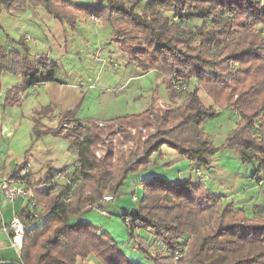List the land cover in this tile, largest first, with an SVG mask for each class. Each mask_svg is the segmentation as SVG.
<instances>
[{
    "label": "trees",
    "instance_id": "obj_1",
    "mask_svg": "<svg viewBox=\"0 0 264 264\" xmlns=\"http://www.w3.org/2000/svg\"><path fill=\"white\" fill-rule=\"evenodd\" d=\"M264 1V0H263ZM0 5L24 9L41 7L63 22L65 35L74 33L79 18L98 17L111 28L109 42H116L129 63L141 70H154L162 76L172 104L159 110L149 107L139 114L117 116L125 142L133 147H112L102 156L97 145L109 134L113 124L103 127L88 119L76 126L72 138L61 126L49 130L69 139V148L77 154L76 185L70 195L51 185L29 180L42 208L37 218L21 209L26 232L19 261L0 264H78L93 254L100 264H134L118 242L106 230H100L81 217L93 210L104 194L119 196L128 175L145 168L153 153L162 146L174 150L175 161L188 159L207 167L208 158L219 150L206 136L202 123L216 115L198 94L199 88L182 90V84L197 78L199 86L220 107L237 111L239 121L229 133L225 146L240 156L242 163H255L251 175L258 183L264 175V3L262 0H0ZM142 6V11L138 7ZM176 16V19L173 17ZM199 20L200 23L191 24ZM257 26H260L257 28ZM68 28V29H67ZM18 48H0V75H20L21 82L7 89L4 105L21 101L20 94L29 87L55 81L57 63H50L45 53L31 56L24 38L10 39ZM74 117V109L62 114ZM107 121V122H109ZM148 133L142 139L140 127ZM131 129H136L131 134ZM16 166L11 175L16 174ZM50 177V176H49ZM47 177V178H49ZM47 182V181H45ZM142 194L136 199L137 215L123 208L120 213L141 229L151 232L160 242L159 252H150L138 242L147 264H264V218L249 217L233 200L223 204V196L210 192L191 178L167 180L159 175L143 179ZM106 204V203H105ZM98 209V208H96ZM264 212L263 204H254ZM108 213V212H107ZM128 227H126L127 229ZM130 229L125 233V244ZM132 249V248H131ZM179 253V255L176 254ZM178 256V257H177ZM133 259V258H132ZM150 262V263H149Z\"/></svg>",
    "mask_w": 264,
    "mask_h": 264
},
{
    "label": "rangeland",
    "instance_id": "obj_2",
    "mask_svg": "<svg viewBox=\"0 0 264 264\" xmlns=\"http://www.w3.org/2000/svg\"><path fill=\"white\" fill-rule=\"evenodd\" d=\"M262 3H264L263 0ZM142 8L143 7L140 6L137 10L142 11ZM40 11L43 10L41 9ZM43 13L45 12L43 11ZM43 17L48 18H43L45 23L42 27L49 29L53 35V38H51V36L49 38H45L42 41V45H40L41 41H38L36 45H38V48L45 53H47V51L49 52V48L52 49L51 53H49L47 57L50 63L53 62L52 57L55 61H57V77L67 81L79 83L90 80L96 84H115L119 78L118 76L114 80L115 71L120 68L123 69V65L122 63L114 65L115 61L107 57L109 54L116 51V48L114 50V44L116 43L106 44L108 40L107 38L110 35L109 25L105 24L103 26L98 17L94 18L89 16L87 18L82 17L78 19L79 24L82 25V30H80L82 35L91 39L85 41V38L78 34L74 37V40H72V44L76 49H82L80 52H84L83 49L85 52L89 51L86 53V60H82L81 55L75 51H68L65 53L63 52L64 47L57 45V42L63 45L64 41H68L67 38L69 35L67 36L64 34L63 29L65 26L63 25V22L52 18L46 13ZM197 23H200V21H191L192 25ZM25 26H28L29 30L34 32L37 30V27L38 29L40 27L39 24H25ZM258 27L260 26H257V28ZM86 28L89 29L87 30ZM95 28L96 30H94ZM77 31L78 29L76 32ZM117 47L119 50H121L118 44ZM60 48L62 50H60ZM96 59L100 60V62ZM187 84L189 85L190 90L195 87H200L197 78H191ZM199 94L201 95L203 102L206 104L207 99H210V97L203 89H201ZM156 96H158V93H156ZM143 99L145 98H142L141 102L145 105L147 100ZM156 99L157 109L161 111L163 110L161 108L162 106L166 107L169 105V102H164V100L160 98ZM181 101L182 97H178L176 99V103L171 105L175 106ZM210 105L217 110V113L213 117L206 119L201 126L207 138L215 146H218L219 150L212 157L208 158L210 161L208 162L207 167L201 166V175H197L195 170H191V172L185 173L182 177H178L177 168L173 167V164H175L177 161L175 162V159L173 158L174 154L171 156L169 153L171 148L162 146L159 151L152 154L150 164L140 171L128 175L120 189L119 196L115 197L114 195L111 202H107L104 207L99 209L94 208L93 210L86 212L81 217L82 221L91 222L100 230H106L115 241H119L118 245L126 254H128L127 256L134 261V264H147V262L140 263V261H135V257H142L144 261H150L146 259L140 251H134V248L137 249L138 242L142 245V247L150 252H159L161 250L160 242L154 238L151 232L141 229L138 223H134L132 227L129 228L130 235L128 237V241L132 249L128 247L124 243L125 233L128 228L126 229L122 218L116 212L120 208L119 205H121L124 201L120 199L126 197L133 199V195L139 199L142 194V188L140 186L141 181L154 175H159L167 180L191 178L193 182L202 183L204 187L210 192L222 195L223 204L233 200V204L236 207L244 208L249 217L252 216L264 218V212L256 211V213L253 214L252 209L254 204L264 203V175H262L261 183L253 180L251 175L256 167L255 163H242L238 153L224 145L229 133L235 128L239 121V114L237 111H234L231 108L220 107L214 102L210 103ZM50 108L51 106L47 105L39 106L36 109H33V111L31 110V113L26 116L27 121L23 120L22 130L18 132L16 136V138L18 136L21 137L20 141H22L24 138L27 139V150H29L28 154L30 156L29 159L34 162L33 168L30 167L29 170V180L34 184L37 182L44 183L52 168L56 169L62 167L63 165H70L77 160V154L75 150L69 148V139L54 135L49 131L55 128L59 122L61 123V121L65 120V118L61 117L59 121L60 116L55 112L49 115V117H46V114L51 111ZM67 119L76 118L68 117ZM50 121L54 122L53 124L55 125L53 127H45L44 124H50ZM102 122L107 124L112 123L114 127V134H109L97 145L96 154L98 156H102L106 149L112 147L113 158H115L117 156L118 150L126 151L129 147H133L134 143L132 140L129 142H125L123 140V135L117 122ZM38 131L39 133H37ZM61 132L64 133L62 128ZM135 133L136 129H131V134L133 135ZM140 133L143 139L148 131L144 126H141ZM182 160H186V163H189V160L186 158H183ZM39 163L42 165L37 170L35 169V166H38ZM135 186H137L138 189L134 190ZM135 201L136 200H134L133 205H128L125 207L130 209L131 207L136 206ZM101 210H105L108 213L104 214ZM94 257L95 256L93 254H90L88 259L93 260V264H100V262H98ZM150 262L152 263V261ZM87 264H91V262L88 261Z\"/></svg>",
    "mask_w": 264,
    "mask_h": 264
},
{
    "label": "crops",
    "instance_id": "obj_3",
    "mask_svg": "<svg viewBox=\"0 0 264 264\" xmlns=\"http://www.w3.org/2000/svg\"><path fill=\"white\" fill-rule=\"evenodd\" d=\"M41 9V7H32L28 5L24 9L11 8L7 10L0 5V48L6 51L11 50L12 48H18L17 44L12 43L10 39H25L28 36L31 37L32 40H25V44L29 47L30 55L36 56L45 53L44 51H41L36 44L38 41H41L40 45H42V41L45 38H49L50 36L53 38V35L49 29L42 27L45 23L43 18L48 17H43L46 12L42 9L45 12L43 13V11H40ZM49 16L54 18L52 15ZM25 24H39L40 27L39 29L37 27V30L34 32L29 30L28 26H25ZM102 25L104 26L105 24ZM77 29V32L69 34L67 42L64 41L63 45L57 42V45L64 47L63 52L67 53L68 51H75L81 55L82 60H86V53L89 51L85 52L83 49L84 52H80L82 49H76L72 44V40H74L76 35H82V32L80 31L82 30L81 24H79ZM94 30H96V28ZM82 36L85 38V41L91 40L87 36ZM110 36L111 28L110 35L107 39H109ZM108 43L112 44L116 42H109L107 40L106 44ZM115 48L116 51L109 54L107 57L115 61L114 65L122 63L123 69L120 68L115 71L114 80L118 76L119 78L113 85L111 83L96 84L90 80L79 83L60 79L56 76L57 80L55 81L43 82L29 87L24 93L20 94L21 101L19 104L5 106L4 98L6 90L20 83L21 77L20 75L9 72L1 73L0 181L5 176L11 175L13 169L16 166H19L23 161L29 162L31 168H33L34 162L29 159V150H27V139L24 138L20 141L21 137L18 136L16 138V136L18 132L22 130L23 120H26V116L31 113V110L33 111V109H36L39 106H51V111L46 114V117H49V115L55 112L60 116L59 121L64 112L73 109L74 117L78 120L87 121L88 119H92L94 121H109L117 116L139 114L149 107L157 108L156 98H160L167 103L169 102V105L172 104L173 99L169 96L166 85L159 73L154 70H141L136 63L128 62L126 53L118 49L117 43L114 44V50ZM60 50L62 49L60 48ZM51 51L52 49L49 48V52L47 51L45 54L48 56ZM52 59V63H54L55 60L53 57ZM98 61L100 62V60ZM55 63H57V61H55ZM201 89L202 88L199 87L198 94ZM156 93H158V96H156ZM199 96L201 97L200 94ZM142 98H145L143 100H147L145 105L141 102ZM176 99L177 98H174L175 102ZM210 103H212V100L211 98H208L206 105L210 106ZM50 122V124L45 123V127H53L55 125L53 124L54 122ZM59 125L60 122L55 128ZM37 133H39V131ZM169 153L173 156L174 150L171 149ZM209 161L210 160L208 159V162ZM41 165L39 163L38 166H35V169L38 170ZM173 167L177 168L178 177H182L185 173L191 172V170H195L197 175L202 174L201 165L196 161H189V163H186V160L181 159L173 164ZM54 169L55 168L51 169L48 177ZM136 189H138L137 186H135L134 190ZM120 200L124 201L119 205L120 208L116 213H120L123 208H126L125 206L134 204V200L130 199V197L122 198ZM22 206L23 201L19 198L11 203H3L0 196V261H19L20 254L12 247L9 233L2 229V225L7 223L13 216L18 215ZM88 261L93 264V260L91 259H88L87 261L80 260L78 264H87Z\"/></svg>",
    "mask_w": 264,
    "mask_h": 264
},
{
    "label": "built area",
    "instance_id": "obj_4",
    "mask_svg": "<svg viewBox=\"0 0 264 264\" xmlns=\"http://www.w3.org/2000/svg\"><path fill=\"white\" fill-rule=\"evenodd\" d=\"M94 17V16H92ZM97 18V17H94ZM176 19V16L173 17ZM25 40H32L31 37H26ZM173 87L182 90H188L189 85L187 83L182 84L180 80H173ZM163 110L167 109L168 106L161 107ZM98 126L103 127L106 123L102 121H95ZM86 124V120L78 119H66L61 121L60 126L64 133H68L72 138H75V135H72V131L76 126L83 127ZM118 133V132H116ZM77 161L73 162L70 165H63L60 168L52 170L50 177L48 178L46 185H51L53 188L50 190L56 189L57 191H64L67 195H70L71 191L74 190L76 181L74 180V172H77L76 167ZM31 164L27 161H23L20 164V168L14 175L5 176L0 181V196L3 203H11L16 199H21L23 201L22 209L25 210L32 218L39 217L42 208L37 202L35 189L37 186L30 185L26 181L27 174L30 170ZM113 195L105 194L102 196L99 202L95 204V208L104 207L105 203L111 202ZM136 196L133 195V200H136ZM104 214H107L105 210H101ZM124 225L128 228H131L133 223L129 216L124 217ZM2 229L9 233L12 247L20 252L23 247L26 227L24 221L20 218L19 215L13 216L7 223L2 225ZM179 255L178 252H176ZM180 256V255H179ZM178 257V256H177Z\"/></svg>",
    "mask_w": 264,
    "mask_h": 264
},
{
    "label": "water",
    "instance_id": "obj_5",
    "mask_svg": "<svg viewBox=\"0 0 264 264\" xmlns=\"http://www.w3.org/2000/svg\"><path fill=\"white\" fill-rule=\"evenodd\" d=\"M129 214H131V215H137V214H138V209H137V207H136V206L131 207V208L129 209Z\"/></svg>",
    "mask_w": 264,
    "mask_h": 264
}]
</instances>
